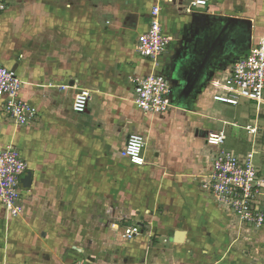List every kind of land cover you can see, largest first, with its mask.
<instances>
[{"label": "crops", "instance_id": "crops-1", "mask_svg": "<svg viewBox=\"0 0 264 264\" xmlns=\"http://www.w3.org/2000/svg\"><path fill=\"white\" fill-rule=\"evenodd\" d=\"M187 1L161 4V26L167 35L171 36L170 31L174 32L178 28L176 24L181 23L186 31L196 25L200 29L195 31V38L194 31L187 32L190 36L184 46L182 38L186 31L180 35L173 33L176 41L160 60V73H173L181 77L180 84L171 94L174 108L164 115L144 114L134 105L130 79L148 75L152 67L148 59L131 53V48L121 56L125 61L121 62V74H118L126 81L127 92L121 97L122 90L117 88V98L112 101L108 99V94L104 92L107 79H103L106 76L107 59L111 55H122L123 51L117 47L118 42L112 40L111 43L117 44L110 52L108 40L116 36L117 31L104 29L99 13L93 15L92 0H19L9 3L0 12V51H3L4 56L0 57V63L17 73L24 83L20 97L34 106L37 113L27 125H17L0 111V149L14 147L21 153L27 162L28 173L32 175L33 186L37 169L50 167L52 162H56L57 153L61 151L59 144L54 146L57 136L67 132L68 128V131L76 129L80 133L84 130L86 142L91 141L94 126L99 123L102 111H115V115L119 116L117 119H125L121 115L126 117L128 114L126 99L129 98L135 111L144 114L140 115L144 121L129 131L139 133L145 139V164L136 169L149 165L147 168H157L161 172L160 180L164 178L161 193L156 195L163 206L154 213H146L144 220L148 225L143 226L145 233L131 240L135 246L133 256H138L132 264H167L171 255L178 261L176 264H264V227L254 228L242 224L226 207L199 188L200 176L211 169L210 148L207 146V150H203L201 144L204 143L202 135L209 131L223 132L225 147L240 159H245L252 152L253 162L264 179L261 116L240 113L238 119L229 121L220 117L216 110L211 111L210 82L220 76L225 67L218 68L217 58L213 56L218 48L213 45L216 39L213 38L215 42L211 43L210 50L200 41L202 36L209 35L208 32L202 33L206 23L217 19L228 21L231 28H236V23L231 22V19L244 21L240 23L243 31L237 35L240 44L245 40L247 22L251 24V44L264 37V13L261 11L260 16L259 11L253 9L259 3L264 6V0H209V8L203 13H186L181 6L186 5ZM124 2H116L118 9L112 13L110 22L114 27L119 26L122 19L129 16L128 25L123 27L126 33L122 35L133 42L147 30L149 13L156 0ZM216 7L229 8V11L224 15L215 14ZM230 9L240 13L230 15ZM197 17L201 21H197ZM99 41L103 71H100V81L92 82L93 59L89 58V63H83L77 60V55L92 57L94 46H99ZM13 46L21 47L18 58H14ZM198 58H202L204 63L198 69L201 74L197 80L189 69H192L193 60ZM80 88L90 93L84 114H76L71 109L74 95ZM184 90L181 101H177L179 92ZM259 108L256 105V109ZM104 123L101 126L107 135L112 134L114 125L118 124L113 118ZM215 123L222 126L217 125L218 130L208 129ZM248 127L256 128V133L252 134ZM233 143L237 147L249 146L250 150L242 153L231 147ZM257 155L260 156L258 163L255 162ZM29 191H25L24 196ZM169 248L177 251L170 254Z\"/></svg>", "mask_w": 264, "mask_h": 264}, {"label": "rangeland", "instance_id": "rangeland-1", "mask_svg": "<svg viewBox=\"0 0 264 264\" xmlns=\"http://www.w3.org/2000/svg\"><path fill=\"white\" fill-rule=\"evenodd\" d=\"M117 1L122 0H92L91 2L93 15L97 16L99 13L100 19L102 18L104 23V29L109 28V31L113 29L117 31L116 36H112L113 38L110 37L108 40L107 45L110 52L117 44L111 43L112 40L118 42L117 47L123 51L122 55H111L107 59L106 76L103 77L104 80L107 79V87L104 92L108 94V99L111 101L117 98V88L122 90L121 97L127 92L126 81L118 76L121 74L123 65L121 62L125 61V59H121V56L127 53L128 48H131V53L138 54L136 50L137 38L132 42L122 35V33H126L123 27L128 25L129 16H126L128 19L123 18L119 26L114 27L110 22L112 13H116L118 9ZM254 6V11H259V15L262 16V12L264 13L263 4L259 3L256 7ZM228 11L229 8L216 7L214 9L215 14L219 15H224ZM230 11L228 13L230 15L240 13L236 10L230 9ZM181 25L183 24H176L175 27L178 28L169 33L173 38V43L176 41L172 36L173 33L180 35L186 31V28H182ZM199 30L197 25L187 29L182 38V46L190 36V34L187 35L188 31L189 33L194 31L193 37L195 38V31ZM223 37L224 33L219 34L218 37H215V42L210 35H204L200 41L206 44L205 48L208 47L209 50L211 43L215 42L213 45H217L218 48L216 49L217 53H214L213 56H217L221 53L219 44ZM98 44L99 46H94L92 57H85L84 54L77 55L79 62L89 63V58L93 59L91 61V71L94 75L92 82H99L100 71H103L100 60L102 57L100 41ZM205 48L201 47L206 51ZM12 50L14 58H18L21 47L13 46ZM0 52V57L4 58L3 51ZM198 59L193 60L192 69H189L197 80L201 74L198 69L204 63L202 58ZM217 62L218 68L222 69L227 67L230 61L221 59ZM224 74L225 72L221 71L220 76ZM133 80L134 78L130 79L132 85ZM187 82L189 84V78H187ZM183 86L185 85L183 84ZM184 92L185 90L179 92L177 101H181ZM93 99L95 101V95ZM126 102L129 107L128 114L126 117L121 115L125 119H117L119 116L115 115V111L112 113H107L108 110L102 111L103 115H99L101 118L99 123L94 124V135L91 141L86 142L83 136L84 130H81L82 133H80V130L76 131V129L68 131L69 128L66 129L67 132H62L56 137L57 142L54 146L59 144L61 149L57 153L56 162H52L50 167L37 169L36 183L25 195L21 205L22 209L17 214L7 213L0 205V264H132L135 262L138 257L133 256L135 246L131 240L125 238L122 229L126 225L137 223L140 226V234L145 233L146 229L143 226L148 225L144 220V217L147 216L146 213H154L163 206L162 201L156 195L161 193L160 189L164 178L160 180L162 176L157 168H147L148 165L143 169H136L137 167L131 165L122 156L120 151L123 145L121 146V144L125 142L130 129L144 121L141 117L144 114L135 111L129 98L126 99ZM211 107L213 108L211 111L216 110L220 117L229 121L238 119L240 113L247 114L249 112L251 115H260L264 133V105H260V108L256 109L255 103L240 99L238 106H224L211 99ZM90 108L92 111L93 106ZM257 110L258 113H256ZM140 117L141 119L138 120ZM111 118L118 124L114 125L112 134L107 135L102 126L105 121H109ZM217 125L222 126L215 123L208 129L218 130ZM201 144L203 150H207V146L203 142ZM231 147L239 149L242 153L250 150L249 146L237 147L235 143ZM259 160L260 156H255V162L258 163ZM168 250L170 254L177 251L175 248ZM176 262L178 261L174 255H171L167 264H176Z\"/></svg>", "mask_w": 264, "mask_h": 264}, {"label": "built area", "instance_id": "built-area-1", "mask_svg": "<svg viewBox=\"0 0 264 264\" xmlns=\"http://www.w3.org/2000/svg\"><path fill=\"white\" fill-rule=\"evenodd\" d=\"M19 0H0V12L9 3ZM176 0H156L149 13L147 30L137 38L139 56L151 62L152 71L133 80V102L144 114L164 115L173 108L171 94L173 84L166 74L158 71L160 60L173 43L161 26V4H174ZM209 0H189L183 5L186 13H203ZM225 74L210 82L212 100L227 106H238L240 99L264 105V37L252 43L249 50L234 57ZM24 83L17 73L0 63V111L17 125H27L36 117L37 110L20 97ZM90 101V93L80 89L74 95L71 109L84 114ZM254 134L256 128L248 127ZM204 143L211 151V169L200 176L199 188L226 207L242 224L254 228L264 227V179L253 162L254 154L238 158L225 147L223 132H207ZM145 139L136 132L129 133L123 143L122 156L135 167L145 164ZM28 172V165L14 147L0 149V205L9 214L22 209L25 190L21 179ZM123 233L128 240L140 234L138 224L126 225Z\"/></svg>", "mask_w": 264, "mask_h": 264}, {"label": "water", "instance_id": "water-1", "mask_svg": "<svg viewBox=\"0 0 264 264\" xmlns=\"http://www.w3.org/2000/svg\"><path fill=\"white\" fill-rule=\"evenodd\" d=\"M199 15V14H198ZM200 16V15H199ZM198 16V17H199ZM196 18L197 21H201L200 18ZM204 19V18H203ZM230 22V21H229ZM231 22L236 23V28H230L228 26L224 27V37L220 41V56L217 60L221 59H229L231 61L234 57L239 55L240 53H243L244 51L248 50L251 45V27L250 22H247V32L244 34L245 40L242 41L240 44V41L237 37L238 33L242 32L243 30L240 29L241 26V20L237 19H231ZM234 27V26H233ZM168 78L171 80L173 84V90L174 88L180 84L181 81H179V77L174 76L173 73H167L166 74ZM22 187L25 191H29L32 186V175L30 173H26L22 179H21Z\"/></svg>", "mask_w": 264, "mask_h": 264}, {"label": "flooded vegetation", "instance_id": "flooded-vegetation-1", "mask_svg": "<svg viewBox=\"0 0 264 264\" xmlns=\"http://www.w3.org/2000/svg\"><path fill=\"white\" fill-rule=\"evenodd\" d=\"M225 26H228V27L231 28V25L228 24V21H224L222 19H217L214 22L209 21L208 23H206L205 28L203 29L202 33H207L208 32V34L212 38L215 39V37L218 36L219 34H223V33L225 34V31H224V27ZM219 56L220 55H217L215 58L218 59ZM219 60H221V58Z\"/></svg>", "mask_w": 264, "mask_h": 264}]
</instances>
